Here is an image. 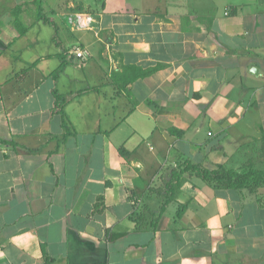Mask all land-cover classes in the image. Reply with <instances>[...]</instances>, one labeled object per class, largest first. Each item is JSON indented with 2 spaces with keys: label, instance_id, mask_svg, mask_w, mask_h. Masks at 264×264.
I'll list each match as a JSON object with an SVG mask.
<instances>
[{
  "label": "crops",
  "instance_id": "obj_1",
  "mask_svg": "<svg viewBox=\"0 0 264 264\" xmlns=\"http://www.w3.org/2000/svg\"><path fill=\"white\" fill-rule=\"evenodd\" d=\"M0 138V264H264V178L163 194L264 172V0H0Z\"/></svg>",
  "mask_w": 264,
  "mask_h": 264
},
{
  "label": "trees",
  "instance_id": "obj_2",
  "mask_svg": "<svg viewBox=\"0 0 264 264\" xmlns=\"http://www.w3.org/2000/svg\"><path fill=\"white\" fill-rule=\"evenodd\" d=\"M155 68L156 67L140 69L133 67L132 71L134 72L135 76H145L151 73ZM0 145H10L13 147L15 146L12 141L4 140L1 138ZM176 166L178 170L175 168L171 169L170 178L165 182V189L163 191V194H165L166 196L165 202L167 201V199L170 198L174 185L179 182L180 175L184 172H191L190 174L193 173L204 181H212L219 186H224L233 189L251 186L253 184L254 178H264V172L255 169H250L245 172H238L232 169H226L221 165H217L212 169H208L201 167L198 164L190 163L188 161H184L180 164H177ZM162 210L163 205L160 207V212ZM139 220L141 222L137 226L140 228L145 225V223L143 221L142 216L139 217ZM152 226L154 227L155 224L152 223Z\"/></svg>",
  "mask_w": 264,
  "mask_h": 264
},
{
  "label": "built area",
  "instance_id": "obj_3",
  "mask_svg": "<svg viewBox=\"0 0 264 264\" xmlns=\"http://www.w3.org/2000/svg\"><path fill=\"white\" fill-rule=\"evenodd\" d=\"M71 25L77 29L89 28L92 22V18L89 15L83 13H76L71 20ZM72 54L75 58H83V51L79 48H74Z\"/></svg>",
  "mask_w": 264,
  "mask_h": 264
}]
</instances>
